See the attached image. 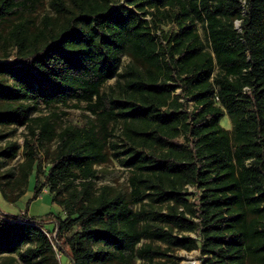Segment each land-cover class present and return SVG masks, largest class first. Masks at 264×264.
Returning <instances> with one entry per match:
<instances>
[{
    "label": "trees",
    "instance_id": "1",
    "mask_svg": "<svg viewBox=\"0 0 264 264\" xmlns=\"http://www.w3.org/2000/svg\"><path fill=\"white\" fill-rule=\"evenodd\" d=\"M49 2L56 15L36 25L27 17L43 0H0V22H12L0 37L16 50L0 59V127L30 136L22 161L0 172V190L15 202L34 173L33 197L47 188L65 217L48 232L26 213L0 214V255L26 264H60L58 253L71 264H176L155 260L175 248L199 249L200 264H264V0ZM113 78L117 96L103 90ZM69 101L84 103L92 119L56 130L47 115H32ZM225 115L232 130L220 124ZM117 122L123 149L111 155ZM15 155V144L0 152ZM110 156L130 170L128 193L94 187L96 166ZM155 204L165 208H145Z\"/></svg>",
    "mask_w": 264,
    "mask_h": 264
},
{
    "label": "rangeland",
    "instance_id": "2",
    "mask_svg": "<svg viewBox=\"0 0 264 264\" xmlns=\"http://www.w3.org/2000/svg\"><path fill=\"white\" fill-rule=\"evenodd\" d=\"M124 0H113L112 7L117 6L118 4L123 3ZM55 16L54 10L50 6L49 0H43L41 6L37 9L36 12L29 15L27 18L31 19L36 23V25L40 24L43 16ZM17 21V20H15ZM12 22L4 21L0 22V35H5L6 32L11 28ZM171 27L170 23H163L160 25V28L164 31L168 30ZM197 30L204 42L205 48L209 49V44L206 39L204 26L201 23L197 24ZM159 34V31H157ZM16 50L12 45V42H5L3 37H0V59L1 60H12L15 55ZM5 55L8 57L5 59ZM129 59L127 56L122 57V65L120 71L123 72ZM113 87V89L111 88ZM103 90L106 92H111L114 96L118 95V88L115 86V79H110L103 87ZM191 107V102H189V108ZM32 115H47L51 121L55 123L56 130H60L61 128L69 125H81L87 121H89L91 116L85 110L84 103H76L74 101H69L67 105H52L50 107H44L42 105L36 106L34 110H32ZM220 124L228 130H232V124L227 115H225L221 120ZM112 130V135L109 138L110 143H115L118 145V148L113 149L111 144L109 145V151L112 153L117 150H122L123 144L122 138V122L111 123L109 126ZM0 134H7V136L3 139H0V152L3 151L7 146L11 144H15L16 155L13 158H6L5 156H0V172H5L8 169H12L15 167L20 161L23 159V143L26 137L30 138L27 135V131L22 127H0ZM50 151L54 148V144L48 145ZM44 145L38 146V156L42 159V170L46 172L48 167V162L46 158V154H44ZM120 158H116L115 156H110L108 162L103 163L99 166H96L98 170L96 178L93 180L94 187L97 189L101 185L107 184L112 185L118 191L122 193H128L130 191V186L128 182V178L130 176L129 168L125 167L122 164ZM34 173L29 177L28 186L25 193L15 202H10L4 198L1 190H0V214L10 216V217H21L22 214L26 213L27 217H33L36 222H39L48 232L53 230L56 225L57 217L64 218L65 214L60 205L53 202L52 193L48 191L47 188H44L40 195L36 198L33 197V189H34ZM42 177V176H40ZM42 179V178H41ZM188 191L194 193V189L192 187L188 188ZM192 200L194 196H191ZM134 209H140L141 206L133 205ZM147 209H156L161 210L165 208V205H146ZM174 233H177L176 230ZM184 235H190L195 237L197 234L194 232H184ZM141 243H151L155 247H160L161 249H166V245L159 240H148L143 239ZM7 258H10V262L12 264H26L22 259L21 255L13 254V255H0V264H2ZM57 258L60 261V264H71L67 255L58 253ZM157 261H167L174 262L176 264H200L201 263V253L199 249L186 251L184 249H170L166 251V256L156 258ZM8 261V260H7ZM134 264H140V260L137 258L134 261Z\"/></svg>",
    "mask_w": 264,
    "mask_h": 264
},
{
    "label": "built area",
    "instance_id": "3",
    "mask_svg": "<svg viewBox=\"0 0 264 264\" xmlns=\"http://www.w3.org/2000/svg\"><path fill=\"white\" fill-rule=\"evenodd\" d=\"M243 3H244V1H243ZM234 25H235V28L239 30V21L238 20H235ZM215 100L218 101V96L217 95H215Z\"/></svg>",
    "mask_w": 264,
    "mask_h": 264
},
{
    "label": "crops",
    "instance_id": "4",
    "mask_svg": "<svg viewBox=\"0 0 264 264\" xmlns=\"http://www.w3.org/2000/svg\"><path fill=\"white\" fill-rule=\"evenodd\" d=\"M223 118V117H222Z\"/></svg>",
    "mask_w": 264,
    "mask_h": 264
}]
</instances>
